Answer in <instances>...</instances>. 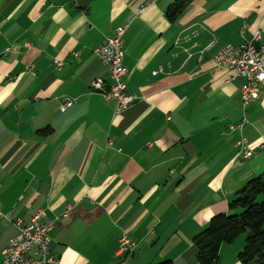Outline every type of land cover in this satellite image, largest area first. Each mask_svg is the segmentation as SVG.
<instances>
[{"label": "crops", "instance_id": "obj_1", "mask_svg": "<svg viewBox=\"0 0 264 264\" xmlns=\"http://www.w3.org/2000/svg\"><path fill=\"white\" fill-rule=\"evenodd\" d=\"M141 1L0 0V261L12 219L42 209L56 264H201L194 237L264 173V83L233 130L243 79L213 62L256 30L264 54V0H192L175 20L174 0L139 12ZM123 24L126 83L139 99L115 114L91 90L97 77L110 82L94 49ZM66 97L77 100L62 111ZM123 234L136 247L117 255ZM245 243L224 242L215 264H244Z\"/></svg>", "mask_w": 264, "mask_h": 264}, {"label": "built area", "instance_id": "obj_2", "mask_svg": "<svg viewBox=\"0 0 264 264\" xmlns=\"http://www.w3.org/2000/svg\"><path fill=\"white\" fill-rule=\"evenodd\" d=\"M156 0H142L138 6L141 12L147 5ZM127 24L119 25L114 33L107 36L103 43L94 49L96 57L107 66L109 70L110 82L103 77L95 78L91 83V89L98 92L105 100H114V113L119 114L138 99L139 95L130 90L126 83V68L124 66V34ZM244 31V30H243ZM261 37L260 30H256L251 39L242 43H224L213 55V62L216 67H228L233 69L229 80L242 78L241 104L244 111L242 119L231 126V129H238L242 132L244 125L248 122L246 108L259 97L261 85L264 83V54L263 47H258L255 43ZM214 40L201 49L199 58L203 57L205 50L214 45ZM189 53V48H185ZM77 55L78 53H74ZM191 53H189V56ZM63 60L55 59V66L61 68ZM33 65L30 66L32 68ZM160 66L153 71V74L162 72ZM76 98L66 97L61 104L62 111L71 107ZM110 142V141H109ZM239 153L244 158L251 157L255 150L248 142L247 138L241 134L236 141ZM263 147V144L261 145ZM44 212L38 210L29 220L22 216L12 219L16 227V234L10 239L9 244L2 250V261L0 264H56L58 257L51 251V229L52 224L42 219ZM4 215L0 203V216ZM136 243L123 234L119 239L117 255L134 250Z\"/></svg>", "mask_w": 264, "mask_h": 264}, {"label": "trees", "instance_id": "obj_3", "mask_svg": "<svg viewBox=\"0 0 264 264\" xmlns=\"http://www.w3.org/2000/svg\"><path fill=\"white\" fill-rule=\"evenodd\" d=\"M192 0H174L167 16L175 20ZM232 212L214 215L207 226L194 237L201 264H215L221 245L234 242L246 234L239 257L244 264H264V173L253 177L229 202ZM153 264H172L164 259Z\"/></svg>", "mask_w": 264, "mask_h": 264}, {"label": "bare ground", "instance_id": "obj_4", "mask_svg": "<svg viewBox=\"0 0 264 264\" xmlns=\"http://www.w3.org/2000/svg\"><path fill=\"white\" fill-rule=\"evenodd\" d=\"M210 42H211V41H210ZM214 44H215V42H214ZM213 46H214V45H213ZM213 46H212V47H213ZM212 47H211V48H212ZM216 51H217V50H216ZM109 75H110V74H109ZM91 90H92V89H91ZM92 91H93V90H92ZM125 253H126V252H125Z\"/></svg>", "mask_w": 264, "mask_h": 264}]
</instances>
